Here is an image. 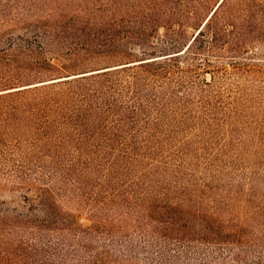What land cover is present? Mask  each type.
Wrapping results in <instances>:
<instances>
[{"label": "trees", "instance_id": "1", "mask_svg": "<svg viewBox=\"0 0 264 264\" xmlns=\"http://www.w3.org/2000/svg\"><path fill=\"white\" fill-rule=\"evenodd\" d=\"M3 1L0 27L21 23L28 35L0 32V40L9 37L0 50V150L27 143L39 170L0 179L19 201L0 204V264H123L112 245L124 240L132 253L129 234H142L153 264L174 262L193 243L215 246L235 264H264V255L249 260L243 226L189 205L163 165L125 180L149 156L125 136L118 106L126 92L137 108L142 91L157 85L175 100L173 88L188 82L210 90L207 75L219 69L210 56L226 55L238 68L237 60L264 48V0H218L211 9L209 0ZM161 28L167 47L154 41ZM54 43L73 57L61 64L46 57Z\"/></svg>", "mask_w": 264, "mask_h": 264}, {"label": "rangeland", "instance_id": "2", "mask_svg": "<svg viewBox=\"0 0 264 264\" xmlns=\"http://www.w3.org/2000/svg\"><path fill=\"white\" fill-rule=\"evenodd\" d=\"M209 1L211 9L218 0ZM49 6H39L35 12ZM13 11L12 8L10 14ZM35 18L30 16L28 20L32 22ZM20 27H23L21 23L10 22L0 27V32L13 30L14 36L28 35ZM195 31L189 28L186 34L192 37ZM159 34L161 39L154 38V41L158 46L167 47V32L161 28ZM8 41V36L0 40V50L9 48ZM141 50L139 46H133L136 55ZM68 52L66 45L54 43L46 57L61 64L63 59L59 58L73 57ZM254 52L256 54L237 60L238 68L233 67L231 58L226 55L215 53L214 57L210 56L219 66L214 79L207 75L212 82L210 90L201 91L194 82H188L189 86L185 88H173L178 94L176 101L172 89L152 86L150 91H142L144 94L148 91L143 95L146 101L137 108H134V102L127 100L126 92L118 98V106L123 107L125 114L121 123L125 136L133 135V142H137L141 150L145 148L144 154L149 156L142 167L127 170L125 180H136L145 168H162L163 165L167 172L172 171L168 174L171 189L180 191V196L185 197L189 205L216 211L222 220L243 226L244 248L249 250V260H253L252 255H264V48ZM189 57V61H193L202 55ZM100 60L98 62H106ZM199 81L196 82L201 83ZM132 114L136 116L135 121L131 120ZM31 152L27 143L5 144L0 150V179L13 180L19 171H31L38 176L39 169L35 168L38 161L32 158ZM178 165L182 169L176 171ZM155 179L157 175L144 178L143 187L151 185ZM14 199L17 194L0 189V204L17 206L19 201ZM80 219L88 221L84 214ZM130 235L134 250L130 253L129 242L124 240L113 244L117 258L123 264H153L155 255L143 248L142 234ZM235 263L220 255L215 246L193 243L186 246L174 262L163 261L161 264Z\"/></svg>", "mask_w": 264, "mask_h": 264}]
</instances>
